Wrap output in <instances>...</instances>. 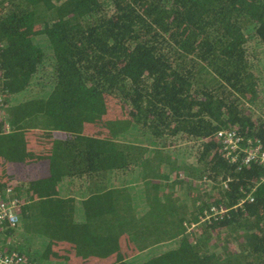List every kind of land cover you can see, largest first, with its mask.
Instances as JSON below:
<instances>
[{
  "label": "trees",
  "instance_id": "1",
  "mask_svg": "<svg viewBox=\"0 0 264 264\" xmlns=\"http://www.w3.org/2000/svg\"><path fill=\"white\" fill-rule=\"evenodd\" d=\"M1 81V251L264 264V0H0Z\"/></svg>",
  "mask_w": 264,
  "mask_h": 264
},
{
  "label": "built area",
  "instance_id": "2",
  "mask_svg": "<svg viewBox=\"0 0 264 264\" xmlns=\"http://www.w3.org/2000/svg\"><path fill=\"white\" fill-rule=\"evenodd\" d=\"M218 137L221 140L224 150L227 152V156L230 157L232 161H237V154L239 151L245 153L243 157L244 163H258L264 166V150L262 146L252 145V141L249 140V144L252 145V149L248 150L246 147L243 148L242 137L237 135L235 132L221 131L218 133ZM264 180V177L262 178ZM11 191L7 190L6 195L11 196ZM19 201L13 199L8 202L2 193H0V224L7 223L12 227H15L19 222V218L16 214V207ZM0 264H27L26 259L23 255L17 251L3 252L0 250Z\"/></svg>",
  "mask_w": 264,
  "mask_h": 264
},
{
  "label": "crops",
  "instance_id": "3",
  "mask_svg": "<svg viewBox=\"0 0 264 264\" xmlns=\"http://www.w3.org/2000/svg\"><path fill=\"white\" fill-rule=\"evenodd\" d=\"M5 81H6V80H4V82H5ZM2 87H3V82L1 81V82H0V88H2ZM3 89H4V88L1 89L0 96H3V95H4V94H3V92H4ZM22 93H23V92H20V93L14 94L12 98H7V99H9L8 101H10L11 103H12V102L14 103V102H16L18 99L21 98L20 95H22ZM14 96H15V97H14ZM17 97H18V98H17ZM0 107H1V106H0ZM1 111H2V110H0V115L2 114ZM10 132H11L10 127H7L6 135H7V134H10Z\"/></svg>",
  "mask_w": 264,
  "mask_h": 264
}]
</instances>
